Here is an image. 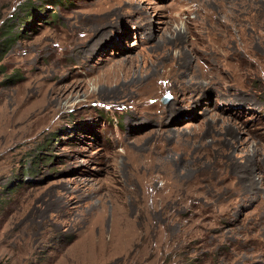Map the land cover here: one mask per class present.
<instances>
[{
    "label": "rangeland",
    "instance_id": "obj_1",
    "mask_svg": "<svg viewBox=\"0 0 264 264\" xmlns=\"http://www.w3.org/2000/svg\"><path fill=\"white\" fill-rule=\"evenodd\" d=\"M0 44V262L264 264V0H0Z\"/></svg>",
    "mask_w": 264,
    "mask_h": 264
},
{
    "label": "bare ground",
    "instance_id": "obj_2",
    "mask_svg": "<svg viewBox=\"0 0 264 264\" xmlns=\"http://www.w3.org/2000/svg\"><path fill=\"white\" fill-rule=\"evenodd\" d=\"M143 13H144V12H143ZM145 19L149 20L147 16L144 18V20H145ZM144 20H143V21H144ZM148 25H150V23L147 21L146 24H145V26L147 27L146 29L149 28ZM180 34H181V33H177V34H174V36L176 35V37H180V36H181ZM102 37L105 39L104 35H103ZM102 37H101V38H102ZM99 40H100V39H99ZM59 89H60V88H59ZM57 90H58V89H57ZM57 90H55V91H57ZM196 92H197V91H196ZM194 94H195V93H194ZM228 96H229V95H228ZM230 125H231V124H230ZM249 157H251V156H249ZM250 159H251V158H250Z\"/></svg>",
    "mask_w": 264,
    "mask_h": 264
},
{
    "label": "trees",
    "instance_id": "obj_3",
    "mask_svg": "<svg viewBox=\"0 0 264 264\" xmlns=\"http://www.w3.org/2000/svg\"><path fill=\"white\" fill-rule=\"evenodd\" d=\"M5 40H7L8 41V37L5 39ZM0 45H3L4 46V44H0ZM4 49H1L0 48V60L2 59V57H3V51ZM0 264H8V263H5V262H0Z\"/></svg>",
    "mask_w": 264,
    "mask_h": 264
},
{
    "label": "water",
    "instance_id": "obj_4",
    "mask_svg": "<svg viewBox=\"0 0 264 264\" xmlns=\"http://www.w3.org/2000/svg\"><path fill=\"white\" fill-rule=\"evenodd\" d=\"M172 98L171 95H166V97L162 98L163 102L166 103L167 101H169Z\"/></svg>",
    "mask_w": 264,
    "mask_h": 264
}]
</instances>
